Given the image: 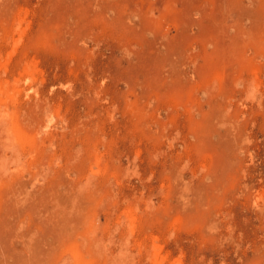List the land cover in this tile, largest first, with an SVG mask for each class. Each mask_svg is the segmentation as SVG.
I'll return each instance as SVG.
<instances>
[{"label": "rangeland", "instance_id": "rangeland-1", "mask_svg": "<svg viewBox=\"0 0 264 264\" xmlns=\"http://www.w3.org/2000/svg\"><path fill=\"white\" fill-rule=\"evenodd\" d=\"M0 115V264H264V0H0Z\"/></svg>", "mask_w": 264, "mask_h": 264}, {"label": "bare ground", "instance_id": "bare-ground-1", "mask_svg": "<svg viewBox=\"0 0 264 264\" xmlns=\"http://www.w3.org/2000/svg\"><path fill=\"white\" fill-rule=\"evenodd\" d=\"M3 109V108H2ZM7 111V110H6ZM9 112V111H8ZM5 113V112H4ZM10 115H11V113H10ZM13 115V114H12ZM0 117H1V115H0ZM5 117H6V115H5ZM3 118H4V116H3ZM10 121V120H9ZM2 122V121H1ZM10 124V123H9ZM9 130V129H8ZM16 137V140H17V136H15ZM20 137V136H19ZM12 140V139H11ZM20 141H21V139H19ZM24 139H22V141H23ZM7 141V140H6ZM13 141V140H12ZM19 141V142H20ZM23 142H21V144H22ZM9 144H11V143H9ZM17 144H18V142H17ZM143 249V248H142Z\"/></svg>", "mask_w": 264, "mask_h": 264}]
</instances>
